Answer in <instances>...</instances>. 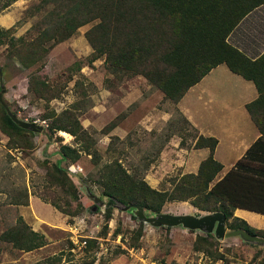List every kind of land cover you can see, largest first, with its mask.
<instances>
[{
    "label": "rangeland",
    "instance_id": "1",
    "mask_svg": "<svg viewBox=\"0 0 264 264\" xmlns=\"http://www.w3.org/2000/svg\"><path fill=\"white\" fill-rule=\"evenodd\" d=\"M50 1L0 0V114L6 108L41 127L28 134L27 147L0 130V235L20 216L45 236L43 247L31 251L15 249L0 236V264H33L51 256L57 264H257L263 248L237 236L216 239L211 233L212 239L201 244L196 239L203 236L200 231L153 226L130 208L117 204L108 209L105 196L95 201L102 195L100 171L112 161L151 188L168 189L182 171L174 160L193 147L197 133L175 103L142 75L118 71L104 54L93 53L85 32L96 20L62 41L47 39V13L57 0ZM263 13L264 6L248 17L264 21ZM64 111L89 139L79 130L66 136L53 129ZM68 127L73 125L68 122ZM59 144L87 150L81 149L73 162L63 161ZM52 163L65 169L77 200L69 199L68 189L50 184ZM23 191L24 203H12ZM158 213L206 212L186 200L167 201Z\"/></svg>",
    "mask_w": 264,
    "mask_h": 264
},
{
    "label": "trees",
    "instance_id": "2",
    "mask_svg": "<svg viewBox=\"0 0 264 264\" xmlns=\"http://www.w3.org/2000/svg\"><path fill=\"white\" fill-rule=\"evenodd\" d=\"M49 1L41 0L42 3ZM263 3L264 0L55 1L47 13L51 29L47 39L62 41L77 27L96 20L85 32L93 53L96 56L104 54V60L118 71L142 75L159 89L164 98L174 103L188 87L219 63L251 80L257 91V97L246 103L245 108L261 136L220 179L210 185L221 168L212 158L216 139L198 135L193 148L207 147L208 156L200 161L196 173L172 177L170 187L165 190L151 188L141 176L128 173L117 161L105 164L97 183L102 188L101 194L106 197L108 209L117 204L130 209L141 207L153 215L167 201L187 200L200 210L221 212L226 220L231 218L235 207L264 214V167L253 165L254 160L262 163L264 156V53L251 61L226 41L242 17ZM60 115L62 118L56 119L54 130L73 136L79 130L80 137L89 139L70 113L64 111ZM68 122L73 125L72 128L68 127ZM0 130L19 146H31L28 135L31 131L14 123L4 109L0 114ZM81 149L87 150L86 146L75 148L59 144L58 153L63 161L73 162ZM47 175L50 184L68 189L65 192L69 199L77 200L75 187L63 167L52 163ZM24 196L23 191L12 203H24ZM48 202L63 212L53 201ZM225 225L229 230L238 228L264 238V230L254 229L238 218H231V222ZM0 236L11 247L21 251L45 244L43 235L28 228L20 216ZM196 239L202 244L212 239V235L204 233ZM217 258L213 256V259ZM57 260L51 256L33 264H57ZM257 264H264V249Z\"/></svg>",
    "mask_w": 264,
    "mask_h": 264
},
{
    "label": "crops",
    "instance_id": "3",
    "mask_svg": "<svg viewBox=\"0 0 264 264\" xmlns=\"http://www.w3.org/2000/svg\"><path fill=\"white\" fill-rule=\"evenodd\" d=\"M263 6L264 3L242 17L226 38L231 46L251 61L264 53V21L260 19L259 22H255L248 16ZM262 17H264V13ZM241 26H246L247 30ZM229 38L231 41H228ZM256 97L257 91L251 80L230 71L224 63H219L188 87L175 103L176 108L196 131L197 136L216 139L212 158L221 165V168L215 175L216 179L214 180V176L210 185L220 179L230 168H233L251 144L261 136L245 108V104ZM182 152L184 153H178L180 158L174 160L175 166L182 170L180 175L196 173L200 161L209 154L207 147H192ZM256 161H253V165L261 164V168L264 167V156L262 163ZM150 180L153 181L151 177ZM231 218L243 220L254 229L264 230L263 213L235 207L232 209ZM231 218L225 219V223L231 222ZM224 226L228 231L225 224ZM31 230L37 232L34 228ZM41 247L43 245L38 248Z\"/></svg>",
    "mask_w": 264,
    "mask_h": 264
},
{
    "label": "water",
    "instance_id": "4",
    "mask_svg": "<svg viewBox=\"0 0 264 264\" xmlns=\"http://www.w3.org/2000/svg\"><path fill=\"white\" fill-rule=\"evenodd\" d=\"M5 112L11 118V120L18 126L28 129L30 131L40 130V126H36L32 123L19 120L16 116L10 113L6 108ZM103 195L95 201H101ZM130 208L129 206H123V210ZM136 218L144 223H150L153 226H181L189 230H197L202 233H212L216 239L224 237L238 236L245 242H251L261 246L264 249V238L250 235L242 229L225 230V217L219 211L205 213L202 215H190V214H169V213H156L153 215H145L141 207L131 209Z\"/></svg>",
    "mask_w": 264,
    "mask_h": 264
},
{
    "label": "bare ground",
    "instance_id": "5",
    "mask_svg": "<svg viewBox=\"0 0 264 264\" xmlns=\"http://www.w3.org/2000/svg\"><path fill=\"white\" fill-rule=\"evenodd\" d=\"M62 134L67 136V134L65 132H62Z\"/></svg>",
    "mask_w": 264,
    "mask_h": 264
},
{
    "label": "built area",
    "instance_id": "6",
    "mask_svg": "<svg viewBox=\"0 0 264 264\" xmlns=\"http://www.w3.org/2000/svg\"><path fill=\"white\" fill-rule=\"evenodd\" d=\"M74 243V242H73ZM82 244H84V241H82Z\"/></svg>",
    "mask_w": 264,
    "mask_h": 264
}]
</instances>
